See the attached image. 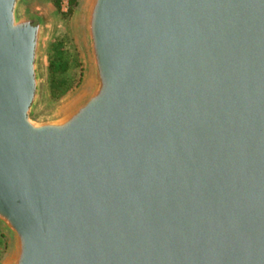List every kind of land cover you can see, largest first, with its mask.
I'll return each mask as SVG.
<instances>
[{
	"label": "water",
	"instance_id": "obj_1",
	"mask_svg": "<svg viewBox=\"0 0 264 264\" xmlns=\"http://www.w3.org/2000/svg\"><path fill=\"white\" fill-rule=\"evenodd\" d=\"M85 90L41 119L50 31L0 0L5 264H264V0H88Z\"/></svg>",
	"mask_w": 264,
	"mask_h": 264
},
{
	"label": "rangeland",
	"instance_id": "obj_2",
	"mask_svg": "<svg viewBox=\"0 0 264 264\" xmlns=\"http://www.w3.org/2000/svg\"><path fill=\"white\" fill-rule=\"evenodd\" d=\"M47 13L50 31L46 37L42 60V100L38 107L41 119L57 114L79 96L89 85L93 64L89 59L82 14L88 0H71V9L64 13L58 0H36ZM63 52L69 67L54 73L51 60ZM15 237L0 227V264H5L15 250Z\"/></svg>",
	"mask_w": 264,
	"mask_h": 264
},
{
	"label": "trees",
	"instance_id": "obj_3",
	"mask_svg": "<svg viewBox=\"0 0 264 264\" xmlns=\"http://www.w3.org/2000/svg\"><path fill=\"white\" fill-rule=\"evenodd\" d=\"M72 3L74 4L75 1L73 0ZM68 67H69V64L66 61L64 53L58 51L57 54L54 56V58L51 60L50 69L54 73H58V72L66 71Z\"/></svg>",
	"mask_w": 264,
	"mask_h": 264
},
{
	"label": "built area",
	"instance_id": "obj_4",
	"mask_svg": "<svg viewBox=\"0 0 264 264\" xmlns=\"http://www.w3.org/2000/svg\"><path fill=\"white\" fill-rule=\"evenodd\" d=\"M60 7L64 13H68L71 9V0H58Z\"/></svg>",
	"mask_w": 264,
	"mask_h": 264
}]
</instances>
